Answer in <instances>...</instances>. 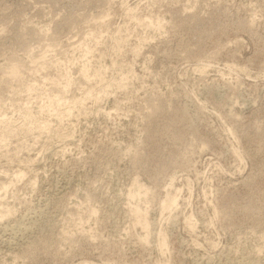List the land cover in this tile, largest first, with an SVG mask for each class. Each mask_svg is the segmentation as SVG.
Segmentation results:
<instances>
[{
    "label": "rangeland",
    "instance_id": "374dc122",
    "mask_svg": "<svg viewBox=\"0 0 264 264\" xmlns=\"http://www.w3.org/2000/svg\"><path fill=\"white\" fill-rule=\"evenodd\" d=\"M0 213V264H264V0H0Z\"/></svg>",
    "mask_w": 264,
    "mask_h": 264
},
{
    "label": "bare ground",
    "instance_id": "6f19581e",
    "mask_svg": "<svg viewBox=\"0 0 264 264\" xmlns=\"http://www.w3.org/2000/svg\"><path fill=\"white\" fill-rule=\"evenodd\" d=\"M99 1V0H98ZM101 1V0H100ZM17 17V16H16ZM84 18V17H83ZM90 19V18H89ZM106 19V18H105ZM64 21V20H63ZM99 21V20H98ZM148 22H150V21H148ZM27 25V24H26ZM154 25V24H153ZM160 25V24H159ZM65 26V25H64ZM97 26V25H96ZM156 27V26H155ZM159 27V26H158ZM159 28H161V25H160V27ZM158 29V28H157ZM162 29V28H161ZM30 31V30H29ZM158 31V30H157ZM35 32V31H34ZM160 32V31H159ZM30 34V33H29ZM34 34V33H33ZM39 35V34H38ZM91 35V34H90ZM30 36V35H29ZM38 38V37H37ZM41 40V39H40ZM44 41V40H43ZM49 44V43H48ZM20 45V44H19ZM51 45V44H50ZM83 45V44H82ZM46 46V45H45ZM52 46V45H51ZM65 46V45H64ZM59 47V46H58ZM43 48V47H42ZM50 47L48 46V49H49ZM46 49H47V47H46ZM48 49H47V51H48ZM53 49V48H52ZM87 49V48H86ZM42 50H44V48L42 49ZM28 51V50H27ZM46 51V50H45ZM85 51V50H84ZM88 50H86V52H87ZM57 52V51H56ZM85 52V53H86ZM88 53V52H87ZM44 54H45V52H44ZM46 54H47V52H46ZM49 54V53H48ZM89 56V55H88ZM43 57H45L44 55H43ZM42 57V58H43ZM41 58V57H40ZM19 59V58H18ZM41 60V59H40ZM101 60V59H100ZM36 62V61H35ZM9 63V62H8ZM34 63V62H33ZM54 63V62H53ZM61 63V62H60ZM23 65V64H22ZM22 65H20V64H18L17 62L16 63H11L10 62V64L9 65H7V67H6V69H5V74L8 76V78L10 79V80H18L19 81V79L20 78H22L21 76H22V74H23V67H22ZM35 65V64H34ZM40 65V64H39ZM64 65V64H63ZM99 65H101V64H99ZM82 67H86V65L84 64V66H81V69H82V71H81V73H80V75L82 74V76L83 77H85V76H88V71H87V68H82ZM102 67V66H101ZM99 68V67H98ZM99 69H101L102 70V68H99ZM98 69V70H99ZM40 70V69H39ZM27 71V70H26ZM80 72V71H79ZM91 72V71H90ZM101 72V71H100ZM30 73V72H29ZM96 73V70H95V72L93 73V74H95ZM96 74H99V76H100V73L98 72V73H96ZM98 76V77H99ZM90 77V76H89ZM85 78H87V77H85ZM58 80V79H57ZM20 82V81H19ZM53 82V81H52ZM53 84H54V82H53ZM67 84V83H66ZM65 84V87H68L67 85H69V83L66 85ZM18 86V85H17ZM54 86H55V84H54ZM60 88V87H59ZM30 89V88H29ZM65 89V88H64ZM104 89V88H103ZM104 91V90H103ZM87 95H88V93H87ZM99 95V94H98ZM101 95V94H100ZM97 97V96H96ZM98 97H100V96H98ZM54 98V97H53ZM55 98H57V97H55ZM101 98V97H100ZM58 99H59V97H58ZM98 99V98H97ZM55 100V99H54ZM54 100H53V102H54ZM100 100V99H99ZM56 101H58V102H56V104L57 103H60L59 102V100H56ZM52 102V101H51ZM50 102V104L52 105V103ZM62 103V102H61ZM51 107V106H50ZM61 109V108H60ZM23 112V111H22ZM55 112V111H54ZM25 113H26V111H25ZM27 113H30L29 111H27ZM2 116V115H1ZM27 116H31V114H28ZM24 117H26V116H24ZM28 118V117H27ZM30 120V119H29ZM7 123V122H6ZM34 123V122H33ZM45 125V124H44ZM36 127V126H35ZM40 127V126H39ZM45 128V127H44ZM137 155V154H136ZM17 175V174H16ZM20 177V176H19ZM23 177V176H22ZM16 178H18V175H17V177ZM21 179V178H20ZM136 184V183H135ZM134 185V184H133ZM137 186H138V184H136ZM134 187V186H133ZM133 187H132V189H133ZM131 189V190H132ZM138 189H141V190H143L142 188H138ZM140 190V191H141ZM134 191H135V189H134ZM138 191L139 190H137V192H132V193H130V191L128 192V193H130V195L128 194V196H132V199L134 198L135 199V197H139L140 196V194L138 193ZM142 192V191H141ZM145 193H143V195H144ZM145 196V195H144ZM143 197V196H142ZM129 199H130V201H132V199H131V197H128ZM141 198V196L139 197V199ZM174 204V199L173 198H170V199H168L167 200V202H166V204H164V205H166V206H164V207H171L172 205ZM137 210V209H136ZM136 210L134 209V211L136 212ZM8 211V210H7ZM7 211H6V213H7ZM3 212H5L4 210H3ZM2 212V213H3ZM10 212L8 211V214H9ZM92 213H94L93 211H92ZM8 214H5L6 216H8ZM136 214H137V212H136ZM138 214H139V218L138 219H140V213L138 212ZM138 214H137V216H138ZM0 215H1V213H0ZM2 216L3 215H1L0 216V220H1V218H2ZM5 216V217H6ZM142 217V216H141ZM3 218H4V216H3ZM143 219H144V217H143ZM142 220V219H141ZM145 220V219H144ZM143 221V220H142ZM145 222V221H144ZM147 223V222H146ZM145 224V223H144ZM143 225V224H142ZM147 225V224H146ZM145 226V225H144ZM143 226V227H144ZM147 227H145V229H146ZM148 237V236H147ZM147 239V238H146ZM164 239V238H163ZM146 241V240H145ZM160 242H162V244L164 245L166 242L164 241V240H162L161 239V241ZM162 245V246H163Z\"/></svg>",
    "mask_w": 264,
    "mask_h": 264
}]
</instances>
